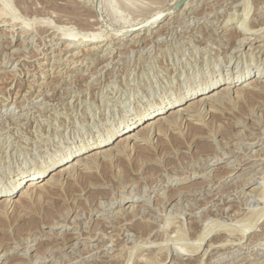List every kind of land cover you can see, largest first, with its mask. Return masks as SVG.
I'll return each mask as SVG.
<instances>
[{"label":"rangeland","instance_id":"374dc122","mask_svg":"<svg viewBox=\"0 0 264 264\" xmlns=\"http://www.w3.org/2000/svg\"><path fill=\"white\" fill-rule=\"evenodd\" d=\"M0 1L20 21L0 17V190L47 166L44 178L63 163L50 166L52 159H72L84 144L87 151L118 131L123 119L182 93L184 103L208 81L245 72L264 79V46L256 47L264 44V0H186L177 7L180 0H132L139 4L132 12L117 1L118 16L104 0H75L97 9L91 19L107 39L98 53L77 57L60 39L74 23L52 8L67 0H51L50 17ZM33 1L39 10L42 0ZM164 12L159 23L133 31L134 39L114 38L120 24H145ZM23 21L34 23V32ZM236 27L247 41L239 42ZM78 28L71 29L81 36ZM232 96L98 164L79 165L58 187L51 181L21 198L22 184L7 216L0 215V264H264V91ZM190 246L199 248L188 254Z\"/></svg>","mask_w":264,"mask_h":264},{"label":"bare ground","instance_id":"6f19581e","mask_svg":"<svg viewBox=\"0 0 264 264\" xmlns=\"http://www.w3.org/2000/svg\"><path fill=\"white\" fill-rule=\"evenodd\" d=\"M33 1V0H32ZM54 1V0H53ZM58 1V0H57ZM62 1V0H60ZM66 1V0H65ZM80 1V0H79ZM116 1V2H115ZM104 0V4H105V9L107 11H109V15H114V16H118L117 15V12L119 13V9H117L118 7L116 6L115 3H117V1L122 5L123 9L125 8L124 11L127 10H130L132 12L136 10V6H139V4H137V2H139V0L137 2H133L132 0H130V4L129 3H125V1H122V0ZM1 2V1H0ZM14 2L16 3L17 6H19L21 8V11H24L26 14H28L29 12H32V11H35L37 13L41 12V13H48V5H50L49 3L51 4H54V2H52L51 0H42V2L40 1V3H43V5L41 7H39L37 5V8L39 7V10L38 9H34L32 10V7L33 4L31 2V0H14ZM34 2V1H33ZM37 2V1H36ZM35 2V3H36ZM101 2V1H100ZM99 2V3H100ZM58 4H54L52 7L53 9L56 7V9H58V11L64 15H67L68 17L65 19L61 14L62 16V19L64 18L67 22V20L69 19L68 22L70 23H74V25L71 27L73 28L74 26L75 27H78V29L82 30L83 32L81 33L82 35L80 36V34L78 35H75L74 33V30L71 29V28H68V30H66L64 33L60 34V39L64 40V42L68 43L66 44V49H68L70 52L73 51L74 49V52L70 55L72 57H77L81 54V52H86L88 53V55H91V54H95V53H98V50L100 48H102V46L100 47V44H102L106 39V35H105V30L104 28L102 30H97V28H101L100 26V23L98 24V21L95 20L94 18L91 19L92 17H96V12H97V9L93 10L92 8H86L84 7L83 5H81V3H79L78 1H75V0H67L65 5L61 8H59L60 5H62V3L60 4V2H57ZM117 3V5L119 4ZM64 4V3H63ZM142 4V3H141ZM41 5V4H40ZM56 5V6H55ZM91 5V4H90ZM175 5V4H174ZM3 8L1 7L0 8V17L6 15V13H9L7 14L10 15V19H7L11 22V24H15L16 23V20H17V17L15 15V13H13V10L12 8L11 11L10 9L8 10L7 8V5L5 6V3ZM51 6V5H50ZM145 6V5H143ZM173 6V5H172ZM170 7V8H173V7ZM97 7V6H96ZM121 6L119 8H122ZM134 7H136L134 9ZM51 8V9H52ZM139 8V7H138ZM137 8V9H138ZM186 8V6H185ZM52 9V10H53ZM17 10V9H15ZM14 10V11H15ZM55 10V9H54ZM139 10V9H138ZM174 10L176 9H172L169 13L173 12ZM184 10V8H183ZM182 10V11H183ZM57 11V12H58ZM235 11V10H234ZM243 11V10H242ZM52 12V11H50ZM49 12V13H50ZM54 12V11H53ZM56 12V11H55ZM100 12V11H99ZM34 13V12H33ZM33 13H29L30 15L33 14ZM48 13V16L50 15ZM127 13V12H125ZM158 13V12H157ZM28 14V15H29ZM35 14V13H34ZM44 14H40V15H44ZM45 14V15H46ZM54 14V13H52ZM51 14V17L52 19L54 18ZM99 13H97V16ZM129 14V13H128ZM163 14V15H162ZM162 14H155L154 17H152V19L150 18V20L147 21V23L145 24H142L141 22H138V23H128L126 24L127 22H125V24H120L119 28H116L118 33H116L114 36V38H118V39H131V38H135L138 34H132L133 31H136V30H140L142 29L145 25L147 24H155V23H159V20H160V17L162 16H165L166 12L162 13ZM59 15L58 16V19L60 22V19L61 17L59 18ZM33 16V15H32ZM126 16V15H125ZM173 16V15H172ZM41 17V16H40ZM45 17V16H43ZM47 17V16H46ZM50 17V16H49ZM124 17V15L122 16V18ZM151 17V16H150ZM159 17V19H158ZM6 18V17H5ZM27 18V17H26ZM31 18V17H30ZM36 18V17H35ZM100 18V17H99ZM97 18V19H99ZM117 18V17H116ZM121 17L118 18V20L122 19ZM128 18V17H127ZM126 18V19H127ZM138 18V17H137ZM148 18V17H147ZM3 19V17H2ZM29 19V18H28ZM34 19V18H33ZM47 19V18H46ZM101 19V18H100ZM1 20V18H0ZM49 20V19H48ZM63 20V21H65ZM117 20V19H116ZM125 20V19H124ZM4 21V20H2ZM19 21V17H18V20ZM37 21V20H36ZM53 21H57V18ZM62 21V20H61ZM121 21V20H120ZM146 21V20H145ZM161 21V20H160ZM244 21V20H243ZM252 21V20H251ZM5 22V21H4ZM20 22V21H19ZM18 22V23H19ZM22 22V21H21ZM25 24L22 25L23 29L26 30V31H33L34 32V23L31 25V21H27V22H30L29 24L25 21H23ZM52 22V20H51ZM67 22V24H68ZM103 23V21H101ZM167 22V20H166ZM169 22V21H168ZM37 23V22H36ZM50 22H48L49 24ZM53 23V22H52ZM63 23V22H62ZM61 23V24H62ZM69 23V24H70ZM109 22H107L108 24ZM122 23V22H121ZM22 24V23H20ZM56 24V23H55ZM65 24V23H64ZM62 24V25H64ZM78 26H76V25ZM104 24V23H103ZM52 25V24H51ZM96 25L98 26L96 28ZM110 26V24H108ZM38 26V25H37ZM61 26V25H60ZM66 26V24H65ZM69 27V25H67ZM148 26V25H147ZM165 26V25H164ZM40 26H38L39 28ZM44 27V26H43ZM47 27V26H45ZM64 27V26H63ZM112 27V26H111ZM41 28V27H40ZM251 28V27H250ZM11 29V28H10ZM9 29V30H10ZM14 29V28H13ZM48 29V28H47ZM75 29V28H74ZM230 29V28H228ZM236 34H237V37L239 38V42L243 43L245 41H247V37H245V32H243V29L241 28H238L236 27ZM246 29V28H245ZM36 30H39L40 29H37ZM42 30V29H41ZM44 30V29H43ZM42 30V31H43ZM249 30V29H248ZM45 31V30H44ZM250 31V30H249ZM252 31V29H251ZM250 31V32H251ZM254 31V30H253ZM49 32V31H48ZM105 32V33H104ZM24 33V32H23ZM29 33V32H28ZM37 33V32H35ZM56 33V32H55ZM54 33V34H55ZM139 33V32H138ZM252 33H255V32H252ZM26 35V33H25ZM41 35V33H40ZM43 35V33H42ZM52 35V34H51ZM132 35V36H131ZM231 35V34H230ZM77 36V37H75ZM79 36V37H78ZM108 36V35H107ZM113 36V34H112ZM122 38H119L121 37ZM128 36H131V37H128ZM14 37V36H13ZM51 37V36H50ZM241 37V38H240ZM43 38V37H42ZM46 38V37H45ZM234 39V38H233ZM251 39V37H250ZM249 39V40H250ZM32 40V39H31ZM115 40V39H114ZM236 40V39H234ZM29 42V41H28ZM129 42V41H128ZM238 42V41H237ZM236 42V43H237ZM238 42V44H239ZM19 43V42H18ZM22 43V42H21ZM25 43V42H24ZM240 43V44H241ZM23 44V43H22ZM104 44V43H103ZM106 44V43H105ZM104 44V45H105ZM122 44V43H121ZM264 46V44H258L256 45V47L258 46ZM238 46V45H236ZM242 46V45H241ZM111 47V46H110ZM106 48V47H105ZM238 48V47H237ZM240 48V47H239ZM242 48V47H241ZM261 48V47H260ZM77 49V50H76ZM119 49V48H118ZM236 49V48H235ZM122 51V50H121ZM16 52V51H15ZM4 53V52H3ZM112 53V52H111ZM246 54V53H245ZM87 55V54H86ZM121 55V54H120ZM69 56V57H70ZM85 56V55H84ZM90 57V56H89ZM11 58V57H10ZM107 58V57H106ZM105 58V59H106ZM87 60V59H86ZM93 60V59H92ZM52 63V62H51ZM92 63V62H91ZM95 64V63H93ZM91 66V65H90ZM52 68V67H51ZM95 70V69H94ZM52 71V70H51ZM62 72V71H61ZM110 73V72H109ZM15 74V73H14ZM249 74V72H248ZM247 76V73H242V75H239V76H229V78L227 79V81H225L224 83L222 84H218L217 85V82L218 80L214 79V80H211V81H208L206 82L204 85H201L199 88H197L196 90L194 89L193 92L191 91V93H189V95H191L192 97H190L188 100H186L184 103H180V101H182L185 96L183 95V93L178 96V98H176L175 100L173 99V101H164V104H159L157 107L155 108H152L150 111H147L145 112L144 114L140 115L138 118L137 116H133V117H130V120L128 119L127 121L125 119H123L121 122H122V127H120L118 129V131L112 133L110 132V135L104 139H100V140H97L96 144L94 147L90 148L89 150L87 151H82L84 150V148H86L87 146H85V144L80 148V150L78 149V152L74 153V157L71 159L70 156H66L64 157L63 159L61 158H56V159H52L51 163H50V166L56 164L57 162H62L60 165L54 167L52 170H50L48 172V174L43 178V176L45 175L46 171H47V166L46 168L43 167V168H40L39 171L37 172H34L32 175L29 176L28 179H25L26 177L25 176H21L19 177L15 182L14 184L10 185V187H7V188H4L2 190H0V215L1 214H5L7 216V212L8 210L12 207L13 203L16 201L13 197V193L18 189V187L22 186L23 185V188L19 191L18 195H20V197H24L26 196V194H30V193H33L34 191H37V190H43V188H45V186L47 185V183L49 184V182H51L52 184H50V186L52 187H58L59 184H58V179L61 177V176H64L66 175L68 172H70L71 170L73 169H77L79 165H84V164H88V163H96L97 160H99V158H103L105 156H107L108 154H112L113 150H119L120 148H124V147H127L128 145H130L132 142H135L137 140H139L141 137H146V139H149V137L152 135V130H158L160 133L161 131L164 130L165 126L166 125H177V120L179 118H181V116H186V115H195V116H201V111H200V108L204 106L205 103L207 104H212V106L215 105V103H218V101L220 100H225V99H229V98H233L232 96V92L236 91L237 95L240 94V92L244 91V90H247V88H252L256 91H259V92H263L264 91V88L261 86L260 87V84L261 82H263V78L259 77V76H251L249 78L246 77ZM244 77H246L247 79H243ZM59 78V77H58ZM244 80V81H242ZM220 81V80H219ZM29 82V81H28ZM240 82V83H238ZM36 83V82H35ZM108 84V83H107ZM58 85V84H57ZM252 85V86H251ZM246 87V88H245ZM56 88V87H55ZM236 88V90H235ZM245 93V92H244ZM250 94V93H249ZM252 94V93H251ZM250 94V95H251ZM254 94V93H253ZM259 95V94H258ZM246 96V95H245ZM252 96V95H251ZM238 97V96H237ZM249 97V95H248ZM244 99V98H243ZM22 100V99H21ZM226 100V102H228ZM233 100V99H232ZM231 100V102H232ZM242 100V99H241ZM240 101V100H239ZM243 101V100H242ZM179 102V103H178ZM222 102V101H221ZM225 102V104H226ZM252 102V101H251ZM220 103V102H219ZM4 104V103H3ZM6 104V103H5ZM222 104V103H221ZM231 104V103H230ZM223 105H224V102H223ZM227 105V104H226ZM11 106V105H10ZM228 106V105H227ZM242 106V105H241ZM216 107V105H215ZM225 107V106H224ZM243 107V106H242ZM12 108V107H11ZM219 107H217L216 109H218ZM229 109V108H228ZM242 111V110H241ZM212 114V113H211ZM216 114V113H215ZM205 115V114H204ZM208 115V114H207ZM187 119V118H186ZM198 119V118H197ZM201 119V118H200ZM137 122H140V123H137ZM177 122V123H176ZM137 123V125L130 129L131 126H133V124ZM187 126V125H186ZM181 127V126H180ZM190 127V126H189ZM168 129V128H167ZM166 131V130H165ZM199 132V131H198ZM196 133V132H195ZM196 136V135H195ZM115 137V138H114ZM114 138V140L112 141L111 144H108L109 141H111L112 139ZM136 144V143H135ZM134 144V145H135ZM133 145V146H134ZM79 146V145H78ZM92 146V145H91ZM89 147V146H88ZM125 149V148H124ZM128 149V148H127ZM126 149V150H127ZM138 149V148H137ZM73 152V151H72ZM106 158V157H105ZM204 159V158H203ZM107 162V161H106ZM98 164V163H96ZM43 166V165H42ZM228 166V165H227ZM232 166V165H231ZM91 170V169H90ZM206 173V172H205ZM81 174V173H80ZM86 175V174H85ZM205 176V175H204ZM68 184V183H67ZM48 186V185H47ZM51 189V188H50ZM61 189V188H60ZM48 190V189H46ZM45 190V191H46ZM53 192V191H52ZM49 193V192H48ZM128 193V192H127ZM50 194V193H49ZM40 195V194H39ZM43 195V194H42ZM51 195V194H50ZM264 195V194H263ZM262 195V196H263ZM33 196V195H32ZM261 196V198H262ZM264 198V196H263ZM264 200V199H263ZM15 206V205H14ZM21 207V206H19ZM23 208V207H22ZM26 208V207H25ZM15 210V209H14ZM30 210V209H29ZM179 210V209H178ZM12 211V210H11ZM14 213V212H13ZM9 214V213H8ZM25 214V213H24ZM21 215V214H20ZM81 215V214H80ZM5 216V217H6ZM120 216V215H119ZM127 216V215H126ZM119 218V217H118ZM2 219V218H1ZM56 222V221H55ZM89 222V221H88ZM59 223V222H57ZM60 224V223H59ZM198 224V223H197ZM54 225V224H53ZM253 225L254 224H251L249 227L250 228H253ZM87 230V229H86ZM247 230V229H246ZM207 232H205L204 234H206ZM76 237V236H75ZM203 238H201L202 240ZM200 240V241H201ZM258 241V240H257ZM21 242V241H20ZM64 242V241H63ZM259 242V241H258ZM257 242V243H258ZM79 243V242H78ZM78 245V244H77ZM212 245V244H211ZM257 245V244H256ZM33 247V244H30L27 246V249H30ZM74 247V246H73ZM195 247V246H194ZM192 248L191 249V246L189 247L191 249V251H189L190 249L186 248L187 251H188V254H191L192 252L196 251L199 247H195V248ZM185 248V247H184ZM72 250V249H71ZM177 253L179 254H187L186 253V250H181V249H177ZM44 257V256H43ZM36 259V258H35ZM40 259V258H39ZM131 260V259H130ZM156 264H160V263H157Z\"/></svg>","mask_w":264,"mask_h":264},{"label":"water","instance_id":"95a60500","mask_svg":"<svg viewBox=\"0 0 264 264\" xmlns=\"http://www.w3.org/2000/svg\"><path fill=\"white\" fill-rule=\"evenodd\" d=\"M185 1H186V0H180V1L177 3L176 7H177L178 5H180L181 3L185 2Z\"/></svg>","mask_w":264,"mask_h":264}]
</instances>
